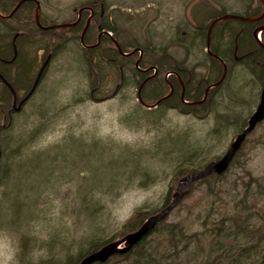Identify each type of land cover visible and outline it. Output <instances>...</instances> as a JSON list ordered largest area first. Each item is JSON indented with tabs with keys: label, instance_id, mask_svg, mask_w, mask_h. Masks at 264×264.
<instances>
[{
	"label": "rangeland",
	"instance_id": "374dc122",
	"mask_svg": "<svg viewBox=\"0 0 264 264\" xmlns=\"http://www.w3.org/2000/svg\"><path fill=\"white\" fill-rule=\"evenodd\" d=\"M6 1L11 3L9 0ZM89 1L91 0H40L42 15L48 23L71 21L77 18L82 4ZM107 1L111 5L106 10L105 15H109V21L113 19L111 24L119 23V35L122 39L127 40L126 48L129 51L133 49L130 43L135 46L146 47V42L151 43L153 41L156 46L163 45L169 37L167 31L169 18L172 16L178 19L183 13L185 4L188 3L187 0H142V7L133 9L130 4L138 5L140 4L139 0ZM195 1L192 2L196 4ZM210 1L214 2V8H216L218 0L216 2L215 0ZM219 1L221 2V0ZM228 6L225 4V9ZM32 10L31 14L34 16L35 9ZM219 10L220 12L224 11L221 3ZM228 12L230 14H243L244 11L237 7H231ZM25 14L27 15V12ZM156 18L159 19L156 21ZM18 20L19 22L25 21L23 12ZM16 26L19 27L17 23ZM2 30L1 33L4 34L5 29L2 28ZM57 36L63 38V33L56 34ZM59 42L61 41L58 40L57 43ZM66 49L49 65L46 77L44 81L42 80L41 94L47 93L45 99L38 93L32 100L35 107H32L30 102L24 108L14 130L15 135L20 133V130L21 133H29V135L36 131V134L33 139L29 138L25 148H22L24 151L21 156H18V161L9 163L8 172H12L11 179L8 181L9 186L0 188V200L4 201L0 213V264L54 263L64 259L69 254L76 255L81 250L84 251L89 248L92 225L89 224V217L85 213L82 214V208L88 203L89 210L92 209L90 205L95 204L92 202L93 198L98 205L99 219L97 225L105 228L102 238L110 239L115 236L119 238L126 232L127 229L124 226L134 218V213L137 210L147 205L150 208H160L168 192L172 190L174 194L179 181L184 178H172L171 170L157 168L152 159L148 160L151 157L137 156L133 158L135 163L131 169L134 173L129 171V175L140 178L141 172L146 171L149 173L145 176L147 179H142V181L139 179L134 182L129 181L127 177L118 178L113 186H106L113 173L121 172L120 168L116 167L118 162L112 168L108 167L110 163L107 159L108 154L93 158L90 156L88 159H81L80 156H71L70 159H67V156L65 158L54 156L56 153L53 152L49 157L56 158V161L61 160L60 163H55L52 159L47 161L44 158L39 159V155L45 156L46 150L64 145L62 143L68 138L69 130H72L75 136H80L84 132L92 137L93 134L98 133L102 137L118 142L121 146H130L132 149L138 150L144 147L149 148L154 140L167 129L176 128L179 131L188 129L192 132L189 140L200 141L201 143L202 139L211 137L214 129L219 126L217 120V117L219 118L221 115L219 112L215 114L213 111L205 119H200L195 116L182 115L176 110H170L161 120L163 129L159 131V136L157 135L158 132L153 130V126L146 123L145 128H129L122 124V118L132 111L135 106L134 103H139L136 88L129 90L128 101L122 100L121 95H119L108 101L87 100L82 105H74L75 101L81 98V95L75 91L78 92L84 86L87 89L88 81L84 84L82 74L78 73V75L69 71L70 66L74 67L73 63L76 61L74 53L80 54V49L78 50V47L73 44L72 46L68 44ZM50 51H45L42 63L46 61ZM27 53L29 58L36 60L38 57V70L41 65L39 53L31 48L27 49ZM29 62L26 59L21 68L19 75L21 80L26 76V67ZM104 69H106L104 72H109L106 77H97V75L95 77L99 82L100 91L97 90V87L91 88L96 90L97 99L106 95L108 90L112 93L120 83L116 76L115 67ZM245 73L248 72L243 71V68H237L232 74L231 81L238 82V87L241 90L247 89V94L250 92L249 96L247 95L245 98L246 109L244 107V111L252 110L255 112L264 87L256 88L253 85L251 89L247 86L248 83L243 81L249 79ZM85 74L88 76L90 72L87 71ZM262 78L264 79V75ZM65 89L68 90L65 91ZM26 93V91L20 93L19 99H23ZM236 93L238 94L236 90L229 91L227 84L215 101V104L219 105V110L221 108L223 111L233 113L238 106L237 102H242ZM0 94H2L1 90ZM41 102L46 103L48 110L53 111L49 113V118L53 116L54 119L39 129V114L35 115L34 112L36 109L39 110ZM7 103L9 104L0 103V126L7 124V112L2 107L7 106L8 110L12 108V100L10 99ZM203 112L206 113L207 111L204 110ZM19 124L21 127L23 126L24 130ZM233 134L229 133L222 139L212 136L215 142L218 144L222 142V144L210 149L207 158L224 155L236 137ZM117 154L118 152H115L114 155ZM123 157L121 156L119 160L121 161ZM74 164L78 167L73 170ZM240 164L244 165V168L239 166L231 169L227 174L223 188L231 191L235 187L243 189L245 182L250 181L246 171H249L254 177L264 179V123L248 137ZM53 169L54 171L51 173ZM108 172L113 173L109 174ZM0 177H2L1 174ZM82 177L87 178L84 183H82L83 181L80 182ZM80 186H84L83 195L85 196L87 193L91 198L87 203L79 198ZM97 186L104 187L105 191L109 189V191L106 192L107 194L99 195L91 193L90 196L91 190L97 191ZM189 193L183 199L182 205L170 213L167 221L180 223L192 233L202 230L199 216H206L210 204L215 200L211 194L206 192L204 183H197L194 193L187 198ZM227 208L230 207L223 206L222 209L226 210ZM78 211L81 213L80 216ZM120 239L122 238L118 240ZM108 264H127V262L115 259Z\"/></svg>",
	"mask_w": 264,
	"mask_h": 264
},
{
	"label": "trees",
	"instance_id": "16d2710c",
	"mask_svg": "<svg viewBox=\"0 0 264 264\" xmlns=\"http://www.w3.org/2000/svg\"><path fill=\"white\" fill-rule=\"evenodd\" d=\"M9 1H11L9 6L3 4V2H0V13L2 15H10L14 9V6L19 0ZM141 1L142 0H139L140 4L138 5L130 4V7L133 9L142 7ZM107 2V0H91L89 2H86L85 4H82L81 7L91 5L93 8L97 9V13L98 15H100L99 9H101L103 6L105 8V11L110 8L111 4ZM32 9V4L27 3L22 8H20L10 20L4 19L0 16V74L13 84L17 92H28L32 88L39 67L37 70V65H35L36 60L29 58L27 49L31 48L39 53L40 31L42 33L41 36L43 42V50L49 51L53 49L52 62L56 60L57 57L60 56L65 50H67L66 48L68 44H71V46L72 44L76 45L78 47V50L80 49V54L74 53L76 61L73 63L74 67L70 66L69 71L75 72V74H82V76L84 77V84L88 81V85L87 89H85L84 86V88L79 90L78 92L75 91V93L81 95V98L77 99L74 105H82L84 102L86 103L87 100L95 101L94 97L96 98V96L93 93L94 90H92L91 88L97 87V90L100 91L99 82L95 78L97 74L95 70H98L96 66H99L100 63L103 64V61L100 60V52L98 50H95L94 54H92L91 56L92 63H90L86 59L85 49L83 48L82 42L80 40L83 30V24L71 29H64L66 33H72V38H65L64 35V39L60 36L56 37V34H59L61 32L63 33V31L57 29H51L48 31L40 30L36 24L35 15L32 16L31 14L33 11ZM22 12L24 14L25 21L19 22L18 18ZM26 12L27 15L25 14ZM224 15H226V13L225 11H222L216 17H213V19ZM41 20L44 26L52 24L51 22L48 23V21L45 20L44 17H42ZM16 23L19 25V27L16 26ZM115 23L117 26L112 23L113 27L108 24H101L106 30L113 31L116 34L115 37L117 38L120 45L123 46V51L128 52V49L124 44L125 42H123V39L119 35V23ZM233 23L237 25L250 26L249 24L233 20L225 21L222 24L232 25ZM208 26L209 23L203 25V29L207 31ZM251 26L253 25L251 24ZM2 28L5 29L4 34L1 33V31H3ZM88 30H91L95 34H97V32H95L94 26H91ZM17 34H19L18 38L16 39L18 57L12 65V69L13 67H17L12 74L14 75V77L11 80L8 73L10 68L8 67L7 69L3 61L12 58L13 41ZM87 37L88 36L86 35L84 40L85 43L88 42ZM204 38H206V33L204 34ZM58 40L61 42L57 43ZM217 41L218 40H216L215 37V43ZM140 46L141 45H139V47ZM54 47L56 48L54 49ZM262 52L264 54L263 50ZM114 54L115 58H117L118 61L125 60L117 53L116 50ZM111 55H113V53ZM26 59L30 62L26 67V76L23 80H21V76L19 75ZM224 60L229 67L228 79L224 80L225 82L221 83L219 86L211 90L207 95L208 97L203 103L191 105L186 102L191 103L202 101L204 98L206 87L218 82L219 76H221L222 74V66L213 59L212 63L216 67V71L218 72L219 76H214V79L207 81V83L204 82L199 89L197 88V86H195L192 90H189L188 85L193 84V82H189L187 85V90L184 94V100L186 102L182 101V91L179 82L171 81L174 89V94L171 95L170 98H168L165 102H162L159 107L152 110L145 109L139 103H134L135 106L132 111L123 116L122 124L129 128L135 127L140 129L142 127L145 128L146 124L152 125L154 128L153 130L158 132L157 135L159 136V131L163 129L161 120L170 110H176L182 115L188 117L195 116L200 119H205L214 111L215 114L217 112L221 114L220 116L217 115L219 116V118L217 117L219 126L212 132V136L214 138L216 137L222 139L229 133H234L233 135L236 136L239 135L247 127L248 120L254 112L252 110H246V112L244 111V107L246 109L245 98L247 97V95L249 96L250 92L249 94H247V89L244 88L241 90L240 87H238V82H235L234 80L231 81L230 79L234 60L231 57L230 60H228L227 58H225ZM245 64L246 66L244 65L243 71L248 72L245 74L246 77L250 79H248V81L247 79L243 80L245 83H248L247 86H249L251 89L253 85L256 88L264 86V79L262 78V75H264L263 70L259 67H257L256 70L250 69L249 65L247 63ZM129 69L131 70L129 71L131 78V72L133 68L130 66ZM87 71L90 72L88 76L85 74ZM46 72L47 70L43 74V81L46 77ZM235 76H237V74H235ZM142 82L143 80H140L137 84H135V81L132 79H130V81L127 80L125 82H120L121 85L119 91L115 94L114 98L121 95L120 97H122V100L128 101L130 92L129 90H132L134 88L137 89ZM227 84L228 90H236L238 92V94L236 93V95L240 96V98L242 99V102H237L238 106L233 113L223 111L221 110V108L219 110V105L215 104L218 95L222 93L224 87ZM0 86V90L2 91V94H0V103L9 104L7 102L10 99L13 101L12 95L9 90L1 84V82ZM162 86L165 92L154 99L145 96L144 88L142 92L144 101L153 103L154 101L164 97L165 95L168 96L170 88L166 85V82L163 81ZM42 87L43 85L41 82L40 88L38 87L35 95L30 101L31 103L29 102L32 107H35V104L32 100L35 96H37L38 93L39 95L41 94ZM67 90L68 89H65V91ZM46 95L47 93L45 92L41 94L44 99ZM2 108L7 112V124L0 126V174L2 176L0 177V188L9 186L8 181L9 179H11L10 176H12V172H8V169L10 167L9 163H16L18 161V156H21V153L24 151V149L22 148H25V145L29 138L33 139L36 134V131L32 132L29 135V133H21L22 131L20 130L21 134L18 133L17 135H15L14 130L16 128V125H18V119L20 116H22L24 110H22L21 112H14L12 111V109L8 110L7 106H4ZM204 110H206L207 112H203ZM50 112L53 111L48 110L46 103L44 104L43 102L40 103L39 110H35L34 114H39V129L44 127L45 124L50 123V121L54 119L53 116L49 118ZM21 129L24 130L23 126L21 127ZM191 134L192 132H190L188 129H185L184 131H179L176 128L167 129L163 132V134L161 133L159 137L156 136L157 138H154L155 140L149 148L144 147L136 150L132 149L130 146H121V144H119L118 142H114L109 138L102 137L98 133L93 134L92 137H89V134L84 132L80 136H75L72 130H69L68 138H66L62 143L64 145L59 146L58 148L55 147L48 151L46 150L45 156L39 155V159L44 158L46 161L50 160L52 158L49 156H51L50 154L53 152L56 153V155L54 156H63L62 158H65L67 156V159H70L71 156H80L81 159H88L90 156L93 158L94 156H104V154H108L107 159L110 162L108 167L112 168L113 165L118 162L119 164H117L116 167L120 168L121 170V172L117 171L116 173L108 172L109 174L113 173V175H111L110 179L107 181L106 186H113V183L117 182L118 178L127 177L129 181L134 182L135 180L138 181L139 179L140 181H142V179H147L145 178V176L149 173L146 171L141 172L142 174H140V178L129 175V171H133L131 169L133 168V163H135L133 162L135 161V159H133L134 157L136 158L137 156H148L151 157L148 160L152 159V162H155L157 168L171 170V177L179 179L201 171L209 163L219 160L223 156L217 155L214 158H212L211 156L210 158H207L209 152L211 151L210 149L217 147L219 144L221 145L222 142L218 144V142H215L212 136L202 139L201 143L200 141L193 142L189 140V136ZM247 140L243 144L242 149L238 152L226 173L222 175H211L191 185L190 193L187 198L190 197L192 193H194L195 185L197 183H204L206 185V192L209 195L211 194V196H213L215 200L210 204V209L207 215L199 216L202 226L201 231L190 233L182 224L177 222L169 223L166 219L165 221L161 222L145 239H143L139 244L133 247L126 254L116 255L104 264H108L111 260L115 259L124 260L127 262V264H264V179L254 177L249 171H246V175L249 177L250 181L248 183L245 182V186L243 189L235 187V189L231 191L223 188L224 182L227 179V174L231 171V169L239 166L244 168V165L240 164V160ZM115 152H118V154L114 155ZM121 156L124 157L120 161L119 159ZM52 160L55 163L61 162V160L56 161V158H53ZM77 167L78 166L74 164L73 170ZM53 171L54 169L51 171V173H53ZM86 180L87 178L82 177L80 182L83 181L82 183H84ZM83 187L84 186H80L81 190L79 192V198L80 200L83 199V201L87 203L89 200H91V198L87 195V193L85 196L83 195ZM107 191H109V189L105 191L104 187H98L97 191H95L94 189L91 190L90 196L91 193H96L97 195H99L106 193ZM172 194L173 191L170 190L160 208H150L147 205L144 208L137 210L134 213V218L129 220V222L124 226V228L127 229L126 232L123 233L119 238H123L126 235L138 230L149 217L157 214L162 209L167 207L172 201ZM6 198L8 197L6 196ZM92 200V202H94L95 204H91L92 206L90 205V208H92L93 210H89L88 203L84 208L80 206V208L83 209L82 214L85 213V215L89 217V224L92 225V233L89 236L91 237L89 248L84 251L81 250L80 253H77L76 255L69 254L64 257V259L57 260L54 263L47 262V264H80V262L90 253L100 250L105 245L111 242L118 241V236L112 237L110 239L102 238L105 228L97 225L99 219V213L97 211L98 205L96 201H94V198ZM182 202L183 200L179 203L177 208L182 205ZM3 204L4 201L2 202L0 200V213ZM223 206H228L230 208L224 210L222 209ZM78 214L80 216L81 213L78 211Z\"/></svg>",
	"mask_w": 264,
	"mask_h": 264
},
{
	"label": "flooded vegetation",
	"instance_id": "af4514ba",
	"mask_svg": "<svg viewBox=\"0 0 264 264\" xmlns=\"http://www.w3.org/2000/svg\"><path fill=\"white\" fill-rule=\"evenodd\" d=\"M20 1L21 0L17 2V4L14 6V9L16 8V6ZM37 1L39 2L40 6H39V25L37 24V22L36 24L39 27V29L42 31H48L44 29L47 27H51L55 25H71L78 21V23L74 27L83 24V30H82V34H83L85 28L87 27V24H89L88 29L91 26L94 27L96 26L95 32H97V34L87 29L85 34V36L86 35L88 36L87 43L82 42V34H81L80 40L82 42L83 48L85 49L86 59L90 63H92L91 56L92 54H94L95 50H98L100 52L99 55L100 60L103 61V64L100 63L99 66H96L98 68V70H95L97 76L104 78V76L106 77L109 74V72L108 73L104 72L106 71V69L104 68L113 69V67H115V71L117 72L116 76L119 78L120 82H125L127 80L130 81V79H132L135 81V84H137L140 80H143L140 86H138V88L136 89L137 96L139 89L144 82H146L145 84L146 86L144 85L143 87L145 88V96L154 99L162 95L163 92H165L162 86V81L166 82V85L170 88L169 94L171 93V89H173L171 81L173 82L177 81L181 86V91H182L181 96H183L184 98V94L187 90V85L189 82H193L192 85H188L189 90H192L195 86H197V88L199 89L204 82L207 83V81L213 80L214 76L215 77L219 76L218 72L216 71V67L212 63V59L217 61L222 66V74L221 76H219L218 82L223 77L225 67H226V76L224 80L228 79L229 67L224 59L227 58L228 60H230V57L234 60L231 78L234 70H236L237 68H244V65L246 66L245 63L249 65L250 69L256 70V68L259 67L260 69L263 70L264 73V54L262 52V50L264 51V48L260 44V43L264 44V36H263L264 32H258V36L256 35V31L259 28L264 27V17L261 20L254 23L229 19V20L249 24L250 26L237 25L234 23L232 25L222 24L225 21L219 22L211 32V38H210L211 42H210V46L208 45V33L211 25L215 20L223 17L221 16L213 19V17H216L220 13L219 10L220 3L224 7V11L226 15H236L247 18H256L264 13V0H225V1L221 0V2L218 0V4H217L218 8L217 7L214 8V2L210 0H196L195 1L196 4L192 2L193 0H187L188 3L185 4L183 8V13L179 16V18L178 19L173 18L172 16L169 18V29L167 30L169 37L168 40L163 43V45L156 46L153 44V41H151V43L146 42L147 44L146 47L145 46L137 47L133 43H130L131 47H133V49L136 50L132 49L131 51L128 50V52L123 51V46L120 45L117 38L115 37L116 34L113 31L106 30L102 26L101 23L112 26L111 22L113 21V19L112 21H109V15L108 16L105 15L106 11L104 6L99 11L100 15H98L97 9L93 8L91 5H88L85 7H81L80 10L78 11L77 18L72 19L73 21L71 22L64 21L61 23H52L44 26L41 20L43 17L42 3L40 2V0ZM228 1H230V3H228ZM0 2L1 3L3 2V4H6L7 6L10 5V3H8L6 0H0ZM27 3H31L32 8L35 9V19H36V14L38 11L37 2L27 1L20 8H22ZM225 4L229 5L226 9H225ZM231 7L232 8L237 7L238 9L244 12L243 14H230L228 10ZM81 10H82L81 15H79V12ZM1 15L2 14L0 13V16ZM12 17L4 18V19L10 20L12 19ZM157 19L159 18H156V21ZM206 22L207 24L209 23L207 31L203 29V25H206L205 24ZM251 24L253 26H251ZM74 27H65L57 30H62L63 35L65 37L72 38L73 37L72 33H66L64 29H71ZM107 33H109L110 35H108ZM205 33H206V38H204ZM41 35L42 33L39 31V62L41 65L39 68V72L35 78V81L32 85V88L26 93V96L20 100L19 94L22 93L23 91L17 92L13 84L5 78L12 85L13 89L17 93L16 94L18 96L16 103L17 107L32 91L35 82L37 80V77L41 69L43 68L44 64L46 63L47 59L49 58V56L51 57L50 62L45 68L43 74L45 73V71L48 69L49 65L52 62L53 49H51L50 54L47 57L46 61L42 63L44 59L45 50H43L42 48L43 42ZM85 36H84V40H85ZM215 37L216 40H218L216 43H215ZM123 42H125L124 43L125 45L127 44V40L125 38L123 39ZM116 43L117 44L119 43L122 52L117 47ZM15 45L16 42L13 41L12 58L3 61L4 64L6 65V68L7 69L8 67L10 68L9 71L8 70L7 71L9 73V77L11 80L14 77V75H12L13 71L17 67V66L13 67L12 69V65L14 64V62L18 57V48L16 45V49H15ZM55 48L56 47H54V49ZM115 50L125 60L118 61L117 58H115V54H114ZM134 51L135 53H133ZM112 53L113 55H111ZM124 54H132V55H124ZM214 56L220 58L223 63L218 61ZM35 62H36L35 65H38V57L36 58ZM130 66L133 68L131 72V78L129 74V71H131L129 69ZM42 77L40 79L41 82L43 80ZM40 81L36 90L34 91L35 93L38 87L40 88L41 85ZM0 82L9 90L14 101V96L11 90L7 87V85L2 81L1 78H0ZM218 82L208 85L205 89L204 95L206 94L210 86L215 85ZM120 85L121 83L116 86L115 90L112 93L111 91L108 90L106 95L102 96L99 99L94 97V100L97 102L98 101L101 102V101H108L113 99L115 97V94L119 91ZM214 88H211L208 94ZM143 90L144 89H142V92ZM95 92L96 90H94L93 93L95 94ZM173 94H174V89L172 95ZM34 95L35 94L33 93V95L28 99L26 103L22 105L21 109L18 111L13 109V101H12V108H11L12 111L21 112L22 110H24V108L28 105V103L31 101ZM162 98H159L153 103H148L144 101L142 96L143 102L148 105H153ZM139 104L141 103L139 102ZM159 106L160 104L158 105V107ZM263 123L264 122H262L261 124ZM261 124H259L257 127H259Z\"/></svg>",
	"mask_w": 264,
	"mask_h": 264
},
{
	"label": "water",
	"instance_id": "95a60500",
	"mask_svg": "<svg viewBox=\"0 0 264 264\" xmlns=\"http://www.w3.org/2000/svg\"><path fill=\"white\" fill-rule=\"evenodd\" d=\"M27 1H36L38 4V11L36 14V22L39 25V2L37 0H21L18 5L16 6V8L12 11V13L8 16H3L1 15V17L3 18H11L18 10L19 8L26 3ZM82 10L79 12V15H81ZM264 17V13L256 18H247V17H242V16H236V15H225L217 20H215L213 22V24L211 25L210 29H209V33H208V45L210 46V42H211V32L213 30V28L222 21H226L229 19H234V20H239V21H243V22H248V23H254L257 22L259 20H261ZM78 23L75 22L71 25H55V26H51V27H47L44 28L45 30H49V29H62L65 27H74L76 24ZM89 24H87V27L85 28L83 34H82V42H84V36L86 34V31L88 29ZM258 32H264V27L259 28L256 31V35L258 36ZM108 35H110L109 33H107ZM19 34H17V36L15 37L14 42H16V39L18 38ZM117 44V43H116ZM261 46L264 48V44L260 43ZM117 47L120 49V51L122 52L119 44H117ZM15 49H16V45H15ZM135 53V51L133 52ZM124 55H132V54H124ZM218 61H220L221 63L222 60L216 56H214ZM50 56L47 59L46 63L44 64L43 68L41 69L37 80L35 82V85L32 89V91L30 92V94L19 104V106H16L17 103V95L15 90L13 89V87L11 86V84L0 74V78L2 79V81L7 85V87L11 90L13 96H14V101H13V109L18 111L21 109L22 105L24 103H26L28 101V99L33 95L34 91L36 90L39 81L42 77V74L45 70V68L47 67V65L50 62ZM226 76V67H225V71L223 74L222 79L215 85H212L208 88L205 97L202 101L200 102H186L182 96V99L184 102L188 103V104H201L203 103L208 95V92L211 88L217 87L219 86L223 81L224 78ZM146 84V82H144L142 84V86L139 89L138 92V101L141 103V105L148 110H152L158 107L159 103L162 101H166L168 98H170V96L173 93V89H171V93L162 98L161 100H159L157 103L153 104V105H148L146 103L143 102L142 99V89L144 87V85ZM262 122H264V88L262 90L261 93V98H260V103L256 109V111L253 113V115L250 117L249 121H248V125L245 128V130L240 133L239 135H237L234 139V141L231 143L229 149L227 150V152L224 154V156H222L219 160L213 161L211 163H209L204 169H202L199 172L190 174L184 178H182L179 181L178 187L176 192L173 194V198L171 203L165 207L164 209H162L160 212H158L155 215H152L151 217H149L143 224L142 226L126 235L124 238L115 241V242H111L107 245H105L103 248H101L98 251L92 252L90 253L88 256H86L81 262L80 264H96V263H107L112 257L116 256V255H123L126 254L128 251H130L133 247H135L137 244H139L143 239H145L161 222L165 221L168 216L170 215V213L175 210L177 208V206L179 205V203L186 197V195L189 193L191 185L195 182H198L204 178H207L211 175H222L224 173L227 172V170L230 168L232 162L234 161L236 155L238 154V152L242 149L243 144L245 143L246 139L253 133V131L256 129V127L261 124Z\"/></svg>",
	"mask_w": 264,
	"mask_h": 264
},
{
	"label": "bare ground",
	"instance_id": "6f19581e",
	"mask_svg": "<svg viewBox=\"0 0 264 264\" xmlns=\"http://www.w3.org/2000/svg\"><path fill=\"white\" fill-rule=\"evenodd\" d=\"M119 44V43H118ZM41 82V81H40ZM12 86V85H11ZM146 86V85H145ZM144 89V88H143ZM17 94V93H16ZM34 94H35V92H34ZM18 97V96H17ZM164 102V101H163ZM159 104H161V102L159 103Z\"/></svg>",
	"mask_w": 264,
	"mask_h": 264
}]
</instances>
